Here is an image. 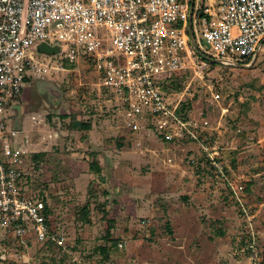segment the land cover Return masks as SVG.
Segmentation results:
<instances>
[{"label":"rangeland","instance_id":"374dc122","mask_svg":"<svg viewBox=\"0 0 264 264\" xmlns=\"http://www.w3.org/2000/svg\"><path fill=\"white\" fill-rule=\"evenodd\" d=\"M44 51L37 45L39 58L50 57ZM60 59L53 57L66 70L33 83L17 119L31 135L32 155H42L32 156L29 187L46 199L75 255L89 264H249L246 219L206 159L196 167L165 164L156 140L128 137L119 127L118 106L95 73ZM208 73L183 75L174 90H186L190 113L209 116L220 161L246 186L264 264V39L253 66L213 63ZM26 241L0 228V264H75L54 244Z\"/></svg>","mask_w":264,"mask_h":264},{"label":"built area","instance_id":"2783aa9c","mask_svg":"<svg viewBox=\"0 0 264 264\" xmlns=\"http://www.w3.org/2000/svg\"><path fill=\"white\" fill-rule=\"evenodd\" d=\"M263 39L264 0H0V228L22 243L33 237L61 248L75 264H89L69 248L66 230L52 224L50 206L29 187L36 150L17 119L26 90L53 70H66L53 61L61 55L62 62L95 73L118 106L119 127L128 137L156 140L165 164L196 167L206 159L246 219L249 264H259L246 186L220 161L209 116L184 108L186 90L173 84L186 74L204 79L210 59L251 67ZM41 43L57 51H44L50 57L41 59Z\"/></svg>","mask_w":264,"mask_h":264},{"label":"trees","instance_id":"16d2710c","mask_svg":"<svg viewBox=\"0 0 264 264\" xmlns=\"http://www.w3.org/2000/svg\"><path fill=\"white\" fill-rule=\"evenodd\" d=\"M178 79H179V78H178ZM176 81H178V80H177V79L175 80L173 86H175ZM186 105H187V104L184 103V104H183V107H186ZM86 128H88V129L91 128L90 123H87V124H86ZM40 156H42V155H41L40 153H37V154L33 155V159L36 160V159H38ZM90 166H91V169H92L93 171H95V172H97V173L100 172V167H99L98 163H96L95 161H93V162L91 163ZM44 200L46 201V199H44ZM84 210L87 212V207H84Z\"/></svg>","mask_w":264,"mask_h":264},{"label":"water","instance_id":"95a60500","mask_svg":"<svg viewBox=\"0 0 264 264\" xmlns=\"http://www.w3.org/2000/svg\"><path fill=\"white\" fill-rule=\"evenodd\" d=\"M193 41V40H192ZM194 43V42H193ZM45 51H48L49 53H55L57 50L56 48H51V47H48V46H45ZM213 63H220L222 64L221 61L217 60V59H210Z\"/></svg>","mask_w":264,"mask_h":264}]
</instances>
